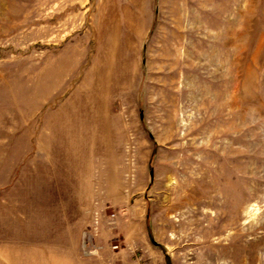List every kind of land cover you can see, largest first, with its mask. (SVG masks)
I'll use <instances>...</instances> for the list:
<instances>
[{"label": "rangeland", "instance_id": "1", "mask_svg": "<svg viewBox=\"0 0 264 264\" xmlns=\"http://www.w3.org/2000/svg\"><path fill=\"white\" fill-rule=\"evenodd\" d=\"M0 264H264V0H0Z\"/></svg>", "mask_w": 264, "mask_h": 264}, {"label": "water", "instance_id": "2", "mask_svg": "<svg viewBox=\"0 0 264 264\" xmlns=\"http://www.w3.org/2000/svg\"><path fill=\"white\" fill-rule=\"evenodd\" d=\"M152 174H153V172L151 171V172H150V174H149V175H150V178H151V180L153 179V175H152Z\"/></svg>", "mask_w": 264, "mask_h": 264}]
</instances>
